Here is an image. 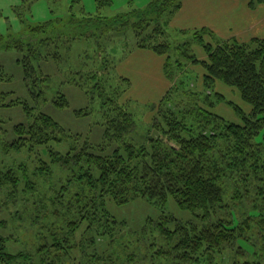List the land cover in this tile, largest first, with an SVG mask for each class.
<instances>
[{"label":"trees","instance_id":"trees-1","mask_svg":"<svg viewBox=\"0 0 264 264\" xmlns=\"http://www.w3.org/2000/svg\"><path fill=\"white\" fill-rule=\"evenodd\" d=\"M95 1V15L86 14L80 1L73 0L65 16L40 23H26L22 10L18 12L21 32L0 34V50L16 53L28 96L23 99L0 91V109L19 108L24 115V122L11 127V140L2 141L1 158L26 154L36 159L32 162L38 164L37 176L42 177L35 182L28 174L29 166L20 162L0 166V210L16 218L18 210L11 208L20 204L22 220L27 227H35L36 239L32 250L11 253L7 243L13 239L2 235L7 224L0 221V264H135L134 256L120 262L114 254L125 223L109 207L138 199L161 211L172 200L192 215L185 222L162 217L161 234L176 238L169 254L171 264H204L227 250L244 255L242 241L259 242L254 251L264 256V40L230 38L207 45L199 33L212 32L195 30L206 54L202 61L193 59L205 69V97H201L184 92L182 79L176 81L170 69L168 27L181 0H152L144 9L111 18L101 14L110 0ZM249 6L254 7L253 1ZM129 28L136 48L167 55L163 71L171 86L156 104L159 119L155 118L140 143L133 141L135 115L121 101L130 82L118 78V83H112L97 49L94 62L98 66L93 62L85 69L81 64L67 74L83 81L74 84L84 92L82 86L89 84L90 93L97 94L100 140L94 143L87 133L66 132L43 110L45 103L59 110L70 107L61 90L50 94L51 99L45 97L51 85L44 66L61 57L63 40L69 46L84 37L99 38ZM10 78L0 66V80ZM216 81L236 89L250 107L244 112L234 105L240 122L226 121L212 111ZM216 98V102L222 99L217 94ZM74 111L77 118L90 113L88 107ZM6 123H0L2 135ZM49 175L56 180L51 183ZM42 182L49 183L43 186L46 190ZM167 221L175 223L173 230L165 226Z\"/></svg>","mask_w":264,"mask_h":264},{"label":"rangeland","instance_id":"rangeland-1","mask_svg":"<svg viewBox=\"0 0 264 264\" xmlns=\"http://www.w3.org/2000/svg\"><path fill=\"white\" fill-rule=\"evenodd\" d=\"M79 1L86 14L95 15L97 13L95 0ZM151 1L110 0V6L102 9L101 14L111 18L133 9H144ZM251 1H253L254 9L247 12V4L250 5ZM72 2L73 0H0V34L4 36L8 34L17 35L21 32V17L18 12L22 10H24L22 18L26 23H40L54 19L59 15L65 16L67 7ZM198 2L210 5V11L201 16V21L215 29L213 34L204 30L199 33L203 43L214 45L216 41L224 40L223 38L228 35L229 37L225 38L226 40L230 38H235L241 42H249L252 38L264 40V22H261L262 16H264V0H233L229 4L225 0H186L184 12L180 16L183 23L195 19V16L192 18L190 11ZM249 8L251 7L249 6ZM259 18L260 20L257 23ZM251 25L256 26L250 27ZM199 28L190 29L185 33H179L174 27L168 28L169 37L167 41L171 47L168 55L171 57V73L176 81L182 79L186 86V89L183 88L184 92L189 90L200 93L201 97H205L203 86L205 69L193 61L194 58L199 61L206 58V54L201 44H199L201 41L194 35L195 30ZM240 31L242 32L238 34ZM236 33L238 36H236ZM71 42L73 43H69L68 46V43L64 44L63 40L61 57L56 59V62L50 61L44 66V71L50 74L48 82L51 85V87H48L45 97L49 98V95L54 91L61 90L69 99L70 107L66 110H59L51 103H45L43 110L58 121L66 132L87 133L94 143L100 140L102 133L100 127L101 113L98 109L99 99L97 94L90 93L87 88L90 87L89 84L82 86L85 93L83 89L74 84V81H81L79 77L67 73L81 64V68L92 67L97 49L101 50V54L98 53L97 56L99 59L103 56L105 65L109 67V76L112 83H118V78H126L130 82L121 101L124 105L126 104L128 110L134 112L136 131L132 139L136 143H140L155 118L159 119L156 104L171 86L169 80L162 75V60L165 62L167 55L159 56L151 51L136 48L135 34L131 28L125 31H113L110 34L105 33L99 38L84 37ZM185 47L188 48L185 49ZM94 63L98 66L96 62ZM0 66L6 76H11L10 80H0V91L12 92L14 96L23 99L28 98L22 80L21 68L16 63V53L0 50ZM61 83H63L62 86ZM213 89L215 94L212 99L215 100V105L212 107V111L226 121L240 122V117L234 105L240 107L244 112H248L250 107L240 98L239 92L220 81L215 82ZM216 94L221 96L220 101L216 102ZM36 103H39V105L35 103L33 105H41L39 101H36ZM85 107L90 109V113L87 116L77 118L74 110ZM5 120L8 123L2 125L4 134L2 135L0 131V166L10 167L20 162L25 164L26 167L29 166L28 174L36 178L35 182H41L39 178L42 179V177L37 176L36 172L38 166L36 159H28V156L22 153H11L4 155L6 158L2 161V141L11 140V127L15 123L24 122V115L19 108H1L0 123L5 122ZM32 161L36 162L33 163ZM53 176H48L51 183L52 179L56 180ZM45 185L49 187V183L42 182V190L45 189L43 188ZM18 197H20L19 193ZM2 199L3 195L0 196V201ZM19 208L20 204L14 209L11 208L12 212L18 210V217L16 216V218L10 217L8 212L0 210V221L7 224V228L2 232V235L13 239L8 240L7 243V249L11 253L28 252L36 244L35 227L26 226L27 222L22 220L24 215ZM109 209L118 221L125 223L114 254L120 262L134 256L135 262H137L135 264H171V248L176 242V238L170 240L161 234L162 217L164 215L172 216L183 222L192 219V215L180 210L172 200H170L164 211L140 199L124 206L111 205ZM165 226L173 230L175 223L167 221ZM258 244L260 243L255 242L253 244L255 246H253L242 241L240 245L245 249L244 255H235L232 251L227 250L222 255L219 253L214 254L213 259L204 264H233L234 262L264 264L263 254L254 251ZM163 252L167 253L164 254Z\"/></svg>","mask_w":264,"mask_h":264},{"label":"crops","instance_id":"crops-1","mask_svg":"<svg viewBox=\"0 0 264 264\" xmlns=\"http://www.w3.org/2000/svg\"><path fill=\"white\" fill-rule=\"evenodd\" d=\"M225 1H228L227 3H231L233 0H225ZM185 5H186V0H181V8L172 16L170 22H169V27L168 28H171V27H174L175 29H177V31H188L190 29H193V28H198L200 27L199 29L201 28H206L208 30H210L212 33L215 32V29L209 25H207L206 23H203V21H201V16L205 13H208L210 11V5L209 4H201V3H197L194 8L190 11L191 12V16L192 18L195 16V19L193 20H188V23H183L181 21V18L180 16L182 15V13L184 12V9H185ZM254 8H249V4H247V9L246 11L249 12V11H252ZM263 18L261 19V22H264V16H262ZM260 18L257 20V23L259 22ZM254 23V22H253ZM251 23V24H253ZM171 26V27H170ZM256 25H251L250 27H255ZM242 31L238 32V34H240ZM238 34L236 33V36H238ZM222 36V35H221ZM228 36L224 37L223 39L225 38H228ZM144 50V49H142ZM149 51V50H148ZM153 53V52H152ZM156 55V54H155ZM164 63L163 60H162V64H161V67H162V75L165 79L166 76L164 74V71H163V66H164ZM168 89V88H167ZM166 89V90H167ZM166 92V91H165ZM164 92V93H165ZM164 95V94H163ZM162 95V96H163ZM161 99V98H160Z\"/></svg>","mask_w":264,"mask_h":264}]
</instances>
